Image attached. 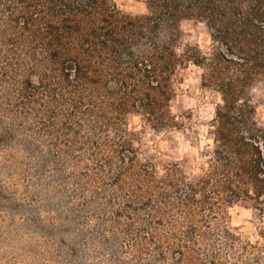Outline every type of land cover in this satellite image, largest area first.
Instances as JSON below:
<instances>
[{
  "label": "trees",
  "instance_id": "16d2710c",
  "mask_svg": "<svg viewBox=\"0 0 264 264\" xmlns=\"http://www.w3.org/2000/svg\"><path fill=\"white\" fill-rule=\"evenodd\" d=\"M138 1L141 16L114 0H0V157L66 197L86 264H264V228L243 239L228 213H264V123L248 99L264 95V0ZM187 20L206 25L208 52L178 54ZM185 63L220 98L191 177L138 163L128 127H175Z\"/></svg>",
  "mask_w": 264,
  "mask_h": 264
},
{
  "label": "rangeland",
  "instance_id": "374dc122",
  "mask_svg": "<svg viewBox=\"0 0 264 264\" xmlns=\"http://www.w3.org/2000/svg\"><path fill=\"white\" fill-rule=\"evenodd\" d=\"M114 1L131 16L147 12L142 1ZM180 31L179 55L192 47L209 51L211 42L204 23L183 21ZM201 75L202 70L191 63L177 69L170 103L175 127L170 131L156 133L136 117L128 119L138 163L154 164L159 171L176 163L187 176L200 173L212 144L209 125L220 102L216 93L202 86ZM248 99L264 123L262 88L254 86ZM14 162L5 164L0 157V264H86L84 237L78 235L75 226L68 225L66 197L60 190L38 183V177L28 184L21 181L20 160ZM228 213L230 228L243 239L253 241L256 228H264V213L257 217L250 202H242Z\"/></svg>",
  "mask_w": 264,
  "mask_h": 264
}]
</instances>
